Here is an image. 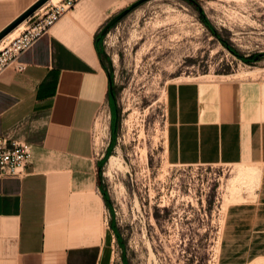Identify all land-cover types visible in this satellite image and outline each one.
<instances>
[{"label":"crops","instance_id":"0c3cea01","mask_svg":"<svg viewBox=\"0 0 264 264\" xmlns=\"http://www.w3.org/2000/svg\"><path fill=\"white\" fill-rule=\"evenodd\" d=\"M38 0H0V32ZM138 0H79L0 76V136L24 142L20 177H0V264H112L99 177L111 118L103 27ZM201 1V0H198ZM172 164L256 171L224 211L215 264H264V78L188 80L164 95Z\"/></svg>","mask_w":264,"mask_h":264},{"label":"rangeland","instance_id":"374dc122","mask_svg":"<svg viewBox=\"0 0 264 264\" xmlns=\"http://www.w3.org/2000/svg\"><path fill=\"white\" fill-rule=\"evenodd\" d=\"M100 36L114 97L107 131L94 133L99 152L110 140L111 263L215 264L225 208L256 176L233 191L249 168L169 162L164 95L175 82L264 78V0H148Z\"/></svg>","mask_w":264,"mask_h":264},{"label":"built area","instance_id":"2783aa9c","mask_svg":"<svg viewBox=\"0 0 264 264\" xmlns=\"http://www.w3.org/2000/svg\"><path fill=\"white\" fill-rule=\"evenodd\" d=\"M79 0H59L34 12L26 21L24 29L0 48V76L7 70L23 72L25 66L19 57L35 42L44 36L50 28ZM31 158V147L15 140L0 136V177H20Z\"/></svg>","mask_w":264,"mask_h":264},{"label":"water","instance_id":"95a60500","mask_svg":"<svg viewBox=\"0 0 264 264\" xmlns=\"http://www.w3.org/2000/svg\"><path fill=\"white\" fill-rule=\"evenodd\" d=\"M49 0H38L32 6H30L23 14H21L16 20H14L11 24H9L4 30L0 32V41L6 37L10 32H12L16 27H18L21 23L27 20L34 12L40 9L44 4H46ZM148 0H138L131 4L128 8L121 11L119 14L114 16L102 29L101 34L106 33L111 27H113L116 23H118L121 19H123L127 14H129L132 10L139 7L141 4L147 2ZM110 96L113 100L112 87L110 86Z\"/></svg>","mask_w":264,"mask_h":264},{"label":"bare ground","instance_id":"6f19581e","mask_svg":"<svg viewBox=\"0 0 264 264\" xmlns=\"http://www.w3.org/2000/svg\"><path fill=\"white\" fill-rule=\"evenodd\" d=\"M59 0H49L46 4H44L40 9L38 10H41L43 9L46 5L48 4H54V3H57ZM26 21V20H25ZM25 21L23 23H21L18 27H16L12 32H10L6 37H4L1 41H0V48L2 47V45L4 43H6L7 41L11 40L12 38H14L15 36H17L24 28L25 26ZM114 160V158L112 157L110 159V163H112ZM114 164V163H113ZM256 172L255 170L253 169H247L246 172L244 173H239L236 177V180L233 182V186L231 187V190H235V188L237 187V184L239 185H243L245 184V181L248 180L250 181L249 179H252L253 177H255L256 175ZM251 182H253L251 180ZM236 183V184H235ZM250 184V182H249Z\"/></svg>","mask_w":264,"mask_h":264},{"label":"trees","instance_id":"16d2710c","mask_svg":"<svg viewBox=\"0 0 264 264\" xmlns=\"http://www.w3.org/2000/svg\"><path fill=\"white\" fill-rule=\"evenodd\" d=\"M185 1H188V2H190V3H192V4L195 3V0H185ZM204 23L206 24L205 20H204ZM212 32H213V31H212ZM213 33H214V32H213ZM104 34H105V33H104ZM104 34H101V35H104ZM101 38H102V37L100 36V37L98 38V40H100ZM98 43H99V41H98ZM226 48H227L228 51H230L233 55L239 57L240 60L245 61V62H250V60H245V59L243 60L242 57L239 56V55H238L234 50H232L230 47L226 46ZM98 54L100 55V58L102 59V56H101L100 50H99ZM102 64L104 65V61H103V59H102ZM109 81H110V86L112 87L110 76H109ZM99 177H100V172H99ZM103 196H104V200H106V202H108V199L106 198L105 193L103 194ZM111 230L114 231L113 226H111Z\"/></svg>","mask_w":264,"mask_h":264}]
</instances>
